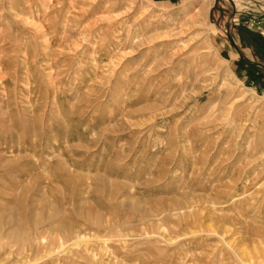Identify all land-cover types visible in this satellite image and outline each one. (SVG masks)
Returning a JSON list of instances; mask_svg holds the SVG:
<instances>
[{
  "label": "rangeland",
  "instance_id": "rangeland-1",
  "mask_svg": "<svg viewBox=\"0 0 264 264\" xmlns=\"http://www.w3.org/2000/svg\"><path fill=\"white\" fill-rule=\"evenodd\" d=\"M263 85L264 0H0V264H264Z\"/></svg>",
  "mask_w": 264,
  "mask_h": 264
},
{
  "label": "crops",
  "instance_id": "crops-1",
  "mask_svg": "<svg viewBox=\"0 0 264 264\" xmlns=\"http://www.w3.org/2000/svg\"><path fill=\"white\" fill-rule=\"evenodd\" d=\"M261 85H262V83H261ZM262 90H263L262 92H263V95H264V85H263V89Z\"/></svg>",
  "mask_w": 264,
  "mask_h": 264
}]
</instances>
